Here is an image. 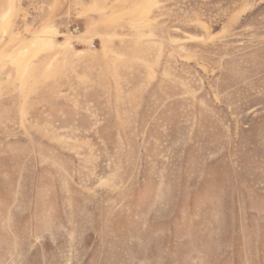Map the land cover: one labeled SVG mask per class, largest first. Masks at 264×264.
Here are the masks:
<instances>
[{"label": "rangeland", "instance_id": "rangeland-1", "mask_svg": "<svg viewBox=\"0 0 264 264\" xmlns=\"http://www.w3.org/2000/svg\"><path fill=\"white\" fill-rule=\"evenodd\" d=\"M0 264H264V0H0Z\"/></svg>", "mask_w": 264, "mask_h": 264}]
</instances>
